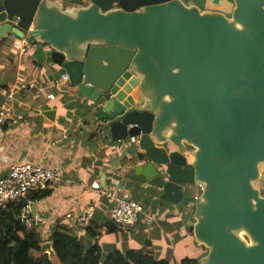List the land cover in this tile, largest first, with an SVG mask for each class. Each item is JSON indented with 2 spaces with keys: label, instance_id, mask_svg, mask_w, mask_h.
Returning <instances> with one entry per match:
<instances>
[{
  "label": "water",
  "instance_id": "water-1",
  "mask_svg": "<svg viewBox=\"0 0 264 264\" xmlns=\"http://www.w3.org/2000/svg\"><path fill=\"white\" fill-rule=\"evenodd\" d=\"M7 33L47 50L93 106L119 184L193 205L197 264H264V0H232L228 16L182 0H0Z\"/></svg>",
  "mask_w": 264,
  "mask_h": 264
},
{
  "label": "crops",
  "instance_id": "crops-1",
  "mask_svg": "<svg viewBox=\"0 0 264 264\" xmlns=\"http://www.w3.org/2000/svg\"><path fill=\"white\" fill-rule=\"evenodd\" d=\"M182 1L224 15L232 4L230 0ZM14 38L11 33L0 36V106L11 108L10 119L0 126V177L18 164L62 172L45 194L36 198L29 192L16 204L32 200L30 216L38 222L33 231L40 247L51 244L52 230L60 227L85 248L97 245L101 257L135 250L152 260L182 264L185 259L197 261L205 255L206 250L195 243L190 232L193 205L179 209L170 202L131 192L126 183L119 184L124 177L116 162L121 152L110 146L106 128L98 133L97 127L90 125L93 106L77 96L68 81L60 80L64 72L50 62L47 50L39 53L28 45L23 56L12 47ZM100 190L126 192L143 205L153 223L146 226L139 221L130 228L117 229L110 219L112 201ZM189 192L195 196L198 189ZM89 206L93 207L90 222L83 228L76 226L74 218ZM67 214L71 217L66 218Z\"/></svg>",
  "mask_w": 264,
  "mask_h": 264
},
{
  "label": "built area",
  "instance_id": "built-area-1",
  "mask_svg": "<svg viewBox=\"0 0 264 264\" xmlns=\"http://www.w3.org/2000/svg\"><path fill=\"white\" fill-rule=\"evenodd\" d=\"M12 47L21 55L26 56L28 43L25 38L15 37ZM60 80L67 82V75L62 73ZM49 97L52 98L51 95ZM10 116L11 108L8 105L0 106V126L6 124ZM128 140L132 144L136 142L134 137H130ZM61 174L59 168H43L29 164H18L11 167L5 176L0 177V211L9 204H17L29 192L41 193L50 189L59 180ZM92 187L99 189L96 183H93ZM100 194L109 197L112 201L110 219L117 229L130 228L139 221H142L146 226L153 223L152 217L146 213L143 205L133 200L126 192L100 190ZM31 206L32 200H25L20 205L18 218L25 229L34 230L38 226V222L30 216ZM92 215L93 207L89 206L74 218L76 226L82 228L87 226ZM70 217V214L66 215V218Z\"/></svg>",
  "mask_w": 264,
  "mask_h": 264
},
{
  "label": "trees",
  "instance_id": "trees-1",
  "mask_svg": "<svg viewBox=\"0 0 264 264\" xmlns=\"http://www.w3.org/2000/svg\"><path fill=\"white\" fill-rule=\"evenodd\" d=\"M43 194L45 191L34 193L36 198ZM19 208L20 205L9 204L0 211V264H167L135 250L125 254L110 252L101 257L97 245L85 248L76 237L61 231L60 227L54 228L49 236L55 253V259L50 261L41 252L36 233L20 223ZM182 264H197V261L185 259Z\"/></svg>",
  "mask_w": 264,
  "mask_h": 264
},
{
  "label": "rangeland",
  "instance_id": "rangeland-1",
  "mask_svg": "<svg viewBox=\"0 0 264 264\" xmlns=\"http://www.w3.org/2000/svg\"><path fill=\"white\" fill-rule=\"evenodd\" d=\"M229 2H230V4L232 3L231 0H230ZM231 8H232V4H231V6L228 8L229 10H226V9H225V12H226L225 14H226V16H228V15L230 14V10H231ZM263 169H264V168L261 167V170H263ZM256 185H257V184H256ZM263 193H264V192H263ZM261 195H262V193H261Z\"/></svg>",
  "mask_w": 264,
  "mask_h": 264
},
{
  "label": "flooded vegetation",
  "instance_id": "flooded-vegetation-1",
  "mask_svg": "<svg viewBox=\"0 0 264 264\" xmlns=\"http://www.w3.org/2000/svg\"><path fill=\"white\" fill-rule=\"evenodd\" d=\"M262 196L264 197V193L262 192Z\"/></svg>",
  "mask_w": 264,
  "mask_h": 264
}]
</instances>
